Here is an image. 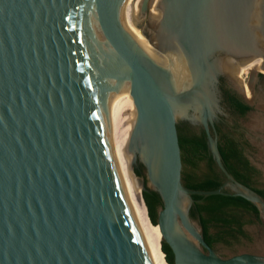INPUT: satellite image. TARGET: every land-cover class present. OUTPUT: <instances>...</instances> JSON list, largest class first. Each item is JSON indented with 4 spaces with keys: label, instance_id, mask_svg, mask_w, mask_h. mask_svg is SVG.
I'll return each mask as SVG.
<instances>
[{
    "label": "water",
    "instance_id": "1",
    "mask_svg": "<svg viewBox=\"0 0 264 264\" xmlns=\"http://www.w3.org/2000/svg\"><path fill=\"white\" fill-rule=\"evenodd\" d=\"M130 1L0 0V264H149L105 128L128 110H137L132 168L144 165L142 193L163 200L157 224L175 264H264V254L218 253L191 215L193 194H229L264 218V196L228 170L209 130L226 103L222 71L209 67L264 52V0H158L160 18L154 0L135 11ZM194 93L198 120L173 104ZM179 119L206 127L219 188L184 183Z\"/></svg>",
    "mask_w": 264,
    "mask_h": 264
},
{
    "label": "trees",
    "instance_id": "2",
    "mask_svg": "<svg viewBox=\"0 0 264 264\" xmlns=\"http://www.w3.org/2000/svg\"><path fill=\"white\" fill-rule=\"evenodd\" d=\"M234 107L242 114L246 113L252 106L242 103L234 96H230ZM179 142L183 161L184 183L193 189L211 190L219 188L224 178L217 170L215 160L210 153L206 138L198 133L190 132L178 126ZM220 152L228 170L242 183L252 187L264 196V188H258L252 184L250 170L258 172L253 166H248L250 160L243 154L239 142L224 135L218 142ZM204 163L206 170L199 173L200 165ZM140 175L141 170L135 169ZM226 190V189H225ZM195 202L191 208L193 218L200 217L203 226L205 240L214 248L217 244H232L241 238L250 239L251 236L245 231L244 224L251 223L254 219L261 220L259 207L240 195L193 194ZM143 199L147 207L148 217L153 225H158V210L163 206V200L157 191H143ZM253 214V217H247ZM161 250L164 253L167 264H175L174 253L170 245L161 240Z\"/></svg>",
    "mask_w": 264,
    "mask_h": 264
},
{
    "label": "bare ground",
    "instance_id": "3",
    "mask_svg": "<svg viewBox=\"0 0 264 264\" xmlns=\"http://www.w3.org/2000/svg\"><path fill=\"white\" fill-rule=\"evenodd\" d=\"M157 2L158 0L153 1L152 8L150 10V16L153 18H160L162 16V13L155 14ZM137 6L138 0L130 1V8L132 10L135 11ZM236 62L237 61L234 60L219 61L210 66L209 69L211 68L215 71L225 72L229 77L233 76L234 71L238 77H242L243 73H248L254 70L263 69L264 71V68L261 67L259 58L240 63L238 65ZM204 82H206V79H204ZM245 86L247 93L250 94L248 84L245 83ZM209 96L213 104L212 106L220 108L221 104L219 102L220 97L218 93L212 89L209 92ZM260 102H264V96L261 97ZM173 104L177 112H188L190 107L193 108L194 111L191 112V118L193 120H198L204 109L203 100L200 95L196 93L187 99L174 101ZM136 119L137 110L120 112L112 115L108 119L105 128H107L109 134L110 149L116 168L117 180L122 190L127 210L131 215L137 232L141 238L148 262L149 264H167L160 244L162 240L161 227L159 224L155 226L150 222L147 207L143 199L142 185L132 168L133 156L129 151V142ZM253 123L255 127L260 128V130L264 132V113L256 114ZM144 135L146 144H148L150 148L152 146L154 150L157 147L154 137L147 132H145ZM151 183L154 184V182ZM178 201L183 207L185 204V196L183 193H180L178 196Z\"/></svg>",
    "mask_w": 264,
    "mask_h": 264
},
{
    "label": "flooded vegetation",
    "instance_id": "4",
    "mask_svg": "<svg viewBox=\"0 0 264 264\" xmlns=\"http://www.w3.org/2000/svg\"><path fill=\"white\" fill-rule=\"evenodd\" d=\"M230 13H231V9L226 8L224 14H230ZM258 58L261 59L262 61L261 65L264 68V52L261 50H256V49H253L252 52L246 57L245 60H243L242 62L237 61L236 63L238 65L240 63H244V62H247L253 59H258ZM250 72H251V78H250V83L248 84V89L250 88L252 90V95L247 93L245 83H242L241 86L238 84L237 82L238 78L236 76L235 71L233 72L232 77H229L227 73L225 72H222V74L219 76L218 85L220 89L223 90L224 99H225V102L227 103V105L225 103V108L227 109V111H229V113L236 120L231 122L230 120L226 118L223 112L218 111L217 112L218 117H215L213 122H209V130L213 136H217L218 142L223 139L224 135H228L229 137L239 142L240 147L242 148L243 154L250 160V164L248 166H253L258 170V172L250 170L249 175H251L252 184L258 188H264V183L262 181L261 167L257 165L255 162H253L249 154V146H251L250 137H252L253 134L245 126H242L238 123V119L246 117L249 112L254 110L255 99H257V97L259 96L260 97L264 96V71L263 69L254 70ZM230 96H234L235 98L239 99L242 103L252 106V108L246 111V113L242 114V112L237 107L233 106L230 100ZM261 113H264V111H262ZM187 122L189 121L187 120ZM178 126H181V125L178 124ZM185 128L186 130L190 132L203 135L206 138V140L208 138V132L206 130V127L203 124L193 129L187 123V126H185ZM255 128L260 129L258 127H255ZM216 167L218 168L217 165ZM246 216L255 218L253 214H247ZM260 218L261 220L254 219V221H252L251 223L256 221L260 224H264V218L261 216V213H260ZM248 224L250 223L244 224V229L251 236V234L248 232L246 228Z\"/></svg>",
    "mask_w": 264,
    "mask_h": 264
},
{
    "label": "rangeland",
    "instance_id": "5",
    "mask_svg": "<svg viewBox=\"0 0 264 264\" xmlns=\"http://www.w3.org/2000/svg\"><path fill=\"white\" fill-rule=\"evenodd\" d=\"M238 84L241 86L242 83H250L251 72L243 73L242 77H238ZM241 79V80H240ZM250 94L252 95V90L249 88ZM260 99V100H259ZM252 100V99H250ZM261 97H257L254 103V110L249 112L246 117L238 119V123L242 126H245L251 133L253 134L250 137V144L249 146V154L257 165L261 167L262 170V181L264 183V132L260 129L254 127V117L256 114L261 113L264 111V102H260ZM223 105V102H222ZM222 112L226 116L228 120L231 122L235 121L236 119L227 111L225 106H222ZM190 125L193 129L197 128L198 126H194L193 124L187 122L185 119H179V124L185 128V126ZM186 129V128H185ZM262 134V135H261ZM263 139V140H262ZM263 151V152H262ZM136 169L141 170L140 176H145L147 182L149 181L146 169L142 163H140L139 167ZM206 170V166L202 163L199 167V173H203ZM248 232L251 234L250 239L241 238L238 241L233 242L232 244H224L219 243L216 246V250L223 256H230L240 252H253L258 254H264V224H260L258 222L250 223L246 226Z\"/></svg>",
    "mask_w": 264,
    "mask_h": 264
}]
</instances>
